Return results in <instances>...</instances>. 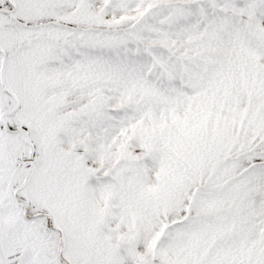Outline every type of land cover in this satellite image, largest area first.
<instances>
[{"label": "snow or ice", "instance_id": "6c2138e0", "mask_svg": "<svg viewBox=\"0 0 264 264\" xmlns=\"http://www.w3.org/2000/svg\"><path fill=\"white\" fill-rule=\"evenodd\" d=\"M0 264H264V0H0Z\"/></svg>", "mask_w": 264, "mask_h": 264}]
</instances>
